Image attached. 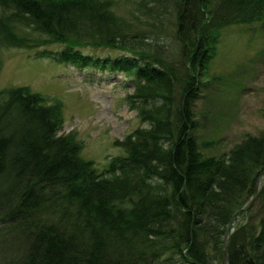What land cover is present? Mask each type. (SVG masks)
Returning <instances> with one entry per match:
<instances>
[{"label": "trees", "instance_id": "16d2710c", "mask_svg": "<svg viewBox=\"0 0 264 264\" xmlns=\"http://www.w3.org/2000/svg\"><path fill=\"white\" fill-rule=\"evenodd\" d=\"M150 2L160 1L139 3ZM164 2L173 5L176 34L185 39L179 59L146 32L128 29L108 1L0 0V47L63 43L60 59L77 67H110L79 47L128 51L111 68L137 75L130 100L150 124L134 129L122 143L125 154L98 172L81 143L60 133L45 97L24 86L1 90L0 264H224L226 225L264 171V132L227 157L205 155L193 74L206 82L220 29L264 19V0ZM183 50L200 55L188 64ZM245 214L231 238L230 264H264V179ZM14 229L21 234H9ZM5 235L20 237L16 251L3 247Z\"/></svg>", "mask_w": 264, "mask_h": 264}, {"label": "rangeland", "instance_id": "374dc122", "mask_svg": "<svg viewBox=\"0 0 264 264\" xmlns=\"http://www.w3.org/2000/svg\"><path fill=\"white\" fill-rule=\"evenodd\" d=\"M101 1L110 3L116 16L128 22V29L141 36L146 32L149 41L164 46L172 58L179 59L185 39L176 34L173 5L166 7L164 0L147 3L146 7L139 3L142 0ZM148 8L153 9L152 16L147 15ZM27 43L26 47H0V91L24 86L47 96L48 104L55 107L61 120L60 133L75 135L83 146L81 155L92 160L98 172L106 173L111 162L125 154L122 143L131 132L150 125L141 120L135 107L138 104L130 100L137 75L111 68L113 59L129 52L91 44L79 47L94 59H108L110 67L96 63L77 67L60 59L63 43L40 47ZM189 52L183 50L188 64L193 55H200ZM193 75L197 84L192 110L198 142L205 155L227 157L237 143L264 132V26L260 22L223 26L215 57L205 75L207 82L201 83L198 71ZM18 233L14 229L9 234H21ZM19 240L20 237L5 235L2 245L16 251ZM11 254L9 251L6 255Z\"/></svg>", "mask_w": 264, "mask_h": 264}, {"label": "water", "instance_id": "95a60500", "mask_svg": "<svg viewBox=\"0 0 264 264\" xmlns=\"http://www.w3.org/2000/svg\"><path fill=\"white\" fill-rule=\"evenodd\" d=\"M264 176V171L260 174L257 184H256V188H255V192L253 197L251 198L250 202L244 206L243 208H241L233 217V219L230 221V223L227 225V229L225 232V238H224V254H223V263L224 264H230V258H229V241H230V237L231 234L229 232V229L231 227V225L234 223L235 219L238 217V215L242 212L247 210L255 201L257 195H258V190H259V185H260V181H261V177Z\"/></svg>", "mask_w": 264, "mask_h": 264}, {"label": "bare ground", "instance_id": "6f19581e", "mask_svg": "<svg viewBox=\"0 0 264 264\" xmlns=\"http://www.w3.org/2000/svg\"><path fill=\"white\" fill-rule=\"evenodd\" d=\"M97 7L99 8L100 11L104 10L101 5H98Z\"/></svg>", "mask_w": 264, "mask_h": 264}]
</instances>
